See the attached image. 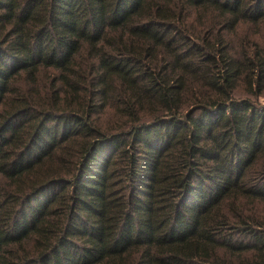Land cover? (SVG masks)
I'll return each mask as SVG.
<instances>
[{"label": "trees", "instance_id": "obj_1", "mask_svg": "<svg viewBox=\"0 0 264 264\" xmlns=\"http://www.w3.org/2000/svg\"><path fill=\"white\" fill-rule=\"evenodd\" d=\"M264 0H0V264H264Z\"/></svg>", "mask_w": 264, "mask_h": 264}, {"label": "rangeland", "instance_id": "obj_2", "mask_svg": "<svg viewBox=\"0 0 264 264\" xmlns=\"http://www.w3.org/2000/svg\"><path fill=\"white\" fill-rule=\"evenodd\" d=\"M259 101L264 103V94L259 97Z\"/></svg>", "mask_w": 264, "mask_h": 264}]
</instances>
